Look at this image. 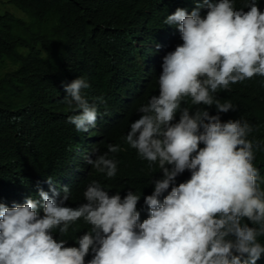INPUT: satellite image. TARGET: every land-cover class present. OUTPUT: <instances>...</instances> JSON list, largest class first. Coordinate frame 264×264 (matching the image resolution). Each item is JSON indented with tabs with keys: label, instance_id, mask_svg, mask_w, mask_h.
Here are the masks:
<instances>
[{
	"label": "clouds",
	"instance_id": "obj_1",
	"mask_svg": "<svg viewBox=\"0 0 264 264\" xmlns=\"http://www.w3.org/2000/svg\"><path fill=\"white\" fill-rule=\"evenodd\" d=\"M99 12L112 14L122 36L105 50L120 58L111 59L119 74L112 103L132 118L122 148L108 144L98 155L93 133L104 114L87 98L90 83L79 76L64 85L71 129L43 134L74 133L60 162L33 163L28 184L0 199V264H257L259 145L248 121L222 122L236 106L217 94L244 93L250 82L264 90V0H115ZM126 149L120 162L109 156ZM154 169L145 187L114 180Z\"/></svg>",
	"mask_w": 264,
	"mask_h": 264
},
{
	"label": "trees",
	"instance_id": "obj_2",
	"mask_svg": "<svg viewBox=\"0 0 264 264\" xmlns=\"http://www.w3.org/2000/svg\"><path fill=\"white\" fill-rule=\"evenodd\" d=\"M114 2L0 0V199L14 197L28 184L33 163L60 162L74 131L54 139L43 132L48 126L71 129L62 118L71 112L64 103L63 86L79 76L88 79L87 98L97 102L99 112L104 114L93 133L101 137L98 155L107 151L108 144L122 148L120 138L132 118L114 108L111 90L116 88L114 75L119 74L113 71V60L120 58L105 53L107 46L121 42L122 36L112 14L101 17L99 12L112 7ZM244 3L245 0H238V6ZM151 88L147 86L138 105L147 103ZM99 97H103V103L96 100ZM217 97L221 103L231 102L236 106V111L221 114L222 122L243 119L252 125L248 139L259 145L254 164L264 178V90L250 82L244 93L220 92ZM183 106L193 111L202 108L190 102ZM208 110L210 115L216 114L214 106ZM128 152L126 149L109 156L120 162ZM88 171L99 174L91 166ZM141 171L129 176L117 172L114 180L119 185L137 180L145 187L159 169ZM189 177L185 171L176 181L183 183ZM260 240L264 243V237ZM257 264H264V257Z\"/></svg>",
	"mask_w": 264,
	"mask_h": 264
}]
</instances>
